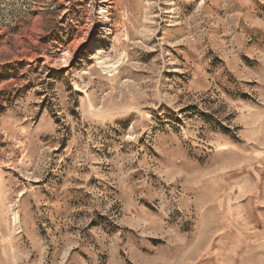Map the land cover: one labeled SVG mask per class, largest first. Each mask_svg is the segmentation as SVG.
I'll use <instances>...</instances> for the list:
<instances>
[{
  "label": "rangeland",
  "instance_id": "rangeland-1",
  "mask_svg": "<svg viewBox=\"0 0 264 264\" xmlns=\"http://www.w3.org/2000/svg\"><path fill=\"white\" fill-rule=\"evenodd\" d=\"M0 264H264V0H0Z\"/></svg>",
  "mask_w": 264,
  "mask_h": 264
}]
</instances>
